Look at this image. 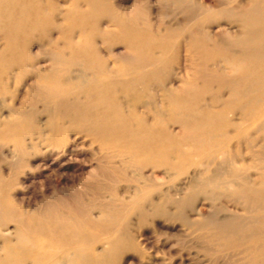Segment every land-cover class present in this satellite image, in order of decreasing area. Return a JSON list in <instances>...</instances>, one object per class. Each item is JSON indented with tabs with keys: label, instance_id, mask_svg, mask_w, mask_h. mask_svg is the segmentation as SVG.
I'll list each match as a JSON object with an SVG mask.
<instances>
[{
	"label": "rangeland",
	"instance_id": "374dc122",
	"mask_svg": "<svg viewBox=\"0 0 264 264\" xmlns=\"http://www.w3.org/2000/svg\"><path fill=\"white\" fill-rule=\"evenodd\" d=\"M0 264H264V0H0Z\"/></svg>",
	"mask_w": 264,
	"mask_h": 264
},
{
	"label": "bare ground",
	"instance_id": "6f19581e",
	"mask_svg": "<svg viewBox=\"0 0 264 264\" xmlns=\"http://www.w3.org/2000/svg\"><path fill=\"white\" fill-rule=\"evenodd\" d=\"M127 58H129V57H127ZM132 58V57H131ZM130 60H132V59H130ZM100 78H101V80H99V81H102V80H108L110 77H105L103 74L100 76ZM118 82H119V80H117ZM124 82V81H123ZM120 83H121V81H120Z\"/></svg>",
	"mask_w": 264,
	"mask_h": 264
}]
</instances>
